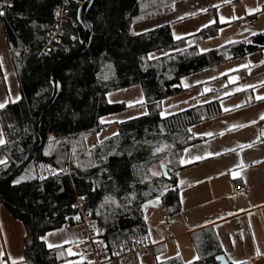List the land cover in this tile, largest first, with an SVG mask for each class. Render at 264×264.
Segmentation results:
<instances>
[{"label": "trees", "instance_id": "obj_1", "mask_svg": "<svg viewBox=\"0 0 264 264\" xmlns=\"http://www.w3.org/2000/svg\"><path fill=\"white\" fill-rule=\"evenodd\" d=\"M4 1L0 23L19 99L0 109L6 141L0 146L6 159L0 164V205L24 225V264H90L70 255V245L48 248L42 238L75 225L80 204L96 221L95 244L110 253L147 237L143 203L159 198L164 215L179 211V159L198 140L189 127L217 117L221 110L213 101L164 116L161 101L183 90V77L263 50L264 32L201 53L185 45L184 39L174 38L167 25L140 34L131 30L136 20L171 12L177 0H94L87 13L94 34L91 46L57 67L58 92L46 108L53 92L52 68L84 37L76 20L83 0ZM63 1L67 18L77 24L74 28L65 24L73 38L64 36L46 46L55 10ZM214 32L210 27L200 34ZM157 50L164 54L150 58ZM134 85L141 88L147 114L117 124L115 135L89 146L87 139L105 128L101 118L126 107L109 104L105 95ZM161 164L170 180L161 171L159 176L153 174ZM202 234H193L199 259L187 264H218L219 247ZM156 264L185 263L172 257Z\"/></svg>", "mask_w": 264, "mask_h": 264}, {"label": "crops", "instance_id": "obj_2", "mask_svg": "<svg viewBox=\"0 0 264 264\" xmlns=\"http://www.w3.org/2000/svg\"><path fill=\"white\" fill-rule=\"evenodd\" d=\"M247 17L255 22L249 29L241 24ZM165 25L174 38L179 36L185 45L207 52L263 33L264 0H177L171 12L136 20L131 30L140 34ZM210 27L215 28L212 35L200 34ZM181 87L180 93L161 101L162 115L213 101L219 103L221 114L189 127L198 140L179 159L180 210L166 216L160 207L161 216L152 229L145 220V240L153 246L149 252L153 259L146 256L137 264H156L172 257L185 264L195 261L193 234L197 232L210 236L229 264H264V99H258L264 97V49L187 75ZM105 97L109 104L126 107L101 118L105 128L99 133H110L92 144L87 139L89 146L115 135L117 124L147 113L145 105L138 103L144 102L139 85L111 91ZM18 99L17 77L0 23V103ZM0 160H6L1 150ZM235 185L242 189L232 198ZM82 229L78 222L65 225L46 233L47 241H43L47 247L49 243L70 245V255H77L76 250L84 246ZM24 236V225L0 205V264H24Z\"/></svg>", "mask_w": 264, "mask_h": 264}, {"label": "built area", "instance_id": "obj_3", "mask_svg": "<svg viewBox=\"0 0 264 264\" xmlns=\"http://www.w3.org/2000/svg\"><path fill=\"white\" fill-rule=\"evenodd\" d=\"M1 2H5L4 0H0ZM69 23L73 28L77 26L75 20L67 18V11H66V2L63 1L62 5L58 6L55 10V17H54V24L52 26V31L49 34L48 41L46 46H49L51 42L59 43L61 37L67 38L72 40L73 35L71 32L66 30L65 24ZM243 27L249 29L255 25V22L252 17H247L241 21ZM65 47L67 45L65 44ZM48 49V48H47ZM260 127V125H258ZM242 189L240 185H235L233 187V191L229 195L230 197L234 198L238 195L239 191ZM79 210V220H81V224L83 226L82 235L85 237V247L80 252L85 254H95V246L94 240L96 237V221L91 219L89 213L83 211L80 208V204H78ZM152 244L145 240H136L132 242L129 246L127 245H120L110 253L109 257L105 261H99L95 258L92 262L93 264H126L133 259H137L138 257L144 256L145 254L149 253L152 250Z\"/></svg>", "mask_w": 264, "mask_h": 264}, {"label": "rangeland", "instance_id": "obj_4", "mask_svg": "<svg viewBox=\"0 0 264 264\" xmlns=\"http://www.w3.org/2000/svg\"><path fill=\"white\" fill-rule=\"evenodd\" d=\"M253 33H255V32H253ZM162 54H164V53L161 50H157V51H154V52L150 53L149 54V57L150 58H155V57H158V56H160ZM217 66H219V65H217ZM221 66H224V65H221ZM221 66L220 67H217V68H222ZM138 106L140 107L141 105H138ZM120 112H123V110L120 111ZM168 113H171V112H166L164 115H167ZM109 115H113V114H108V116ZM109 133H110L109 131L106 132V133L101 132V133L97 134L96 136L89 137L88 138L89 144H92L93 141L101 140L102 138L106 137ZM95 145L96 144H93V146H95ZM153 172L155 173V176H159V174H160L159 167L158 166L157 167H154L153 168ZM145 206H147V207H145ZM141 208L143 210L145 220L147 221V223H150V227L152 229V227L156 226L157 220L161 216L160 199L159 198H155L153 200H149V201L143 203L142 206H141ZM77 222L81 224V220H79ZM156 232L158 233L159 230L157 229ZM84 239H85V237L83 236V244H84V246L82 245L80 248H78V250H76L77 251V255H79L77 259L80 260V261L93 262L95 260V258L97 260H99V261H105V260L108 259V257L110 255V253L112 252V250H114V248H113L110 253L104 251L103 250L104 248H103V245L102 244H98V245L95 244V241H96V237H95V240H94L95 254L93 255V254H85V253H82V252H80V250H83V248L85 247V240ZM143 239H145V238H143ZM138 240H141V239H138ZM124 245L129 246L130 243L129 244L124 243ZM103 253H106V256H104V258H100L103 255ZM146 256H147V258L153 259V255L151 253H147L144 256L138 257L137 259H133V260L129 261L126 264H137L138 263L137 260H139V259H141L143 257H146ZM108 264H112V263H108Z\"/></svg>", "mask_w": 264, "mask_h": 264}, {"label": "water", "instance_id": "obj_5", "mask_svg": "<svg viewBox=\"0 0 264 264\" xmlns=\"http://www.w3.org/2000/svg\"><path fill=\"white\" fill-rule=\"evenodd\" d=\"M93 2H94V0H83L77 9L76 20H77V23L82 27V29L84 31V37L82 40H80L79 47L72 54L68 55L67 57H65L63 59H60L55 64V66L52 68V70L50 72V79H51V82L53 83V92H52V96H51L46 108L53 103V101L57 95V92H58V81L54 75V72L57 69V67L66 63V62H69L71 60L79 58L91 46L92 40L94 38V34L92 31V24L89 21V19L87 18V13H88V10L90 9V7L92 6ZM45 109H44L42 115L44 114ZM41 118H42V116H41ZM159 168H160V171L162 173L163 178L165 180H170V175L167 171L166 165L161 164ZM71 218H73V216H70L67 219H71ZM217 257H220L221 259H217ZM215 261L218 264H229L228 260L226 259V257L223 254L217 255L215 257Z\"/></svg>", "mask_w": 264, "mask_h": 264}, {"label": "snow or ice", "instance_id": "obj_6", "mask_svg": "<svg viewBox=\"0 0 264 264\" xmlns=\"http://www.w3.org/2000/svg\"><path fill=\"white\" fill-rule=\"evenodd\" d=\"M226 2H230V0H226ZM248 11L251 14V12L253 10H248ZM255 11H259V9H256ZM3 14L4 13L2 11H0V15H3ZM221 19H224V18L222 17ZM253 34H255V33H253ZM176 38L177 39H180L179 36H177ZM258 99H264V97H258ZM138 103L143 104V101H138ZM5 106H6V103H0V109H3ZM225 111H228V109H225ZM144 114H147V113H144ZM262 119H264V117H262ZM101 122L103 123L104 121H101ZM207 135H212V133H207ZM5 143H6V141L3 139V133L0 132V145H4ZM200 158L201 157H196V159H200ZM182 163H183V161H182ZM0 164H6V160H0ZM153 174L155 175V173H153ZM41 178L43 179L44 177H41ZM19 182L20 181H17V183H19ZM81 199H83V197ZM113 202H115V201H113ZM145 207H147V206H145ZM75 219L78 220L79 219V216L75 217ZM49 235H54V233H49ZM42 239H44L45 241H47V237H43ZM57 246H59V245H54V244H51V243L48 244V247L49 248L57 247ZM68 251L70 252L71 250L69 249ZM196 259H199V257H197ZM217 259H221V258L220 257H217ZM13 264H15V261L13 262ZM90 264H91V262H90ZM234 264H235V262H234ZM240 264H246V262H240Z\"/></svg>", "mask_w": 264, "mask_h": 264}]
</instances>
